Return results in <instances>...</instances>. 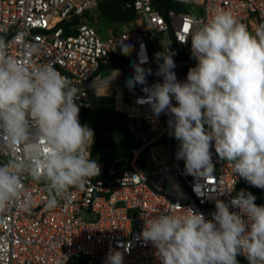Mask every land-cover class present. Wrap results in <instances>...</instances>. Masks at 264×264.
<instances>
[{
	"label": "built area",
	"instance_id": "1",
	"mask_svg": "<svg viewBox=\"0 0 264 264\" xmlns=\"http://www.w3.org/2000/svg\"><path fill=\"white\" fill-rule=\"evenodd\" d=\"M163 1L128 0L127 6L136 12L134 27L102 37L93 25L101 0H0V37L8 43V54L22 62L54 66L79 88L80 110L93 109L91 93L109 87L114 111L143 122L154 135L128 156L98 162L100 175L91 178L84 190L69 189V195L52 209L47 207L44 183L24 175L26 191L0 211V264H68L74 257L83 258L84 264H106L113 249L124 254L123 264H161L156 248L140 237L147 220L186 208L211 219L217 195L230 203L241 190L253 194L255 202L264 199V189L238 178L230 163L216 154L214 144L210 148L214 171L205 177L188 174L184 161L176 158L179 141L170 135L169 115L156 116L149 105L136 103L147 95L143 87L163 82L155 75V54L163 51L162 46L169 45L175 53L173 71L183 82L197 63L190 41L194 25L226 10L253 31L264 23V0H170L172 7L162 13ZM121 44L132 47L130 55L122 54ZM142 44L148 62L141 66L150 68L151 74L146 85L129 91L126 81L134 76L132 64L139 63ZM28 49L36 51L26 55ZM158 140L167 150L159 153L157 146L150 148L154 167L146 173L137 166L138 158ZM21 155L19 146L0 151V165ZM237 261L248 264L242 254Z\"/></svg>",
	"mask_w": 264,
	"mask_h": 264
},
{
	"label": "clouds",
	"instance_id": "2",
	"mask_svg": "<svg viewBox=\"0 0 264 264\" xmlns=\"http://www.w3.org/2000/svg\"><path fill=\"white\" fill-rule=\"evenodd\" d=\"M190 36L197 63L186 80H177L175 53L162 46L155 54V75L163 82L143 87L147 95L136 103L149 105L156 116L169 115L170 135L179 141L176 158L188 174L205 177L214 171V144L238 178L264 189V23L250 31L232 12L219 10L194 25ZM120 46L123 55L131 54L132 47ZM138 58L126 81L129 91L146 85L151 74L141 66L148 62L143 44ZM79 92L51 64L38 66L8 54L0 37V151L22 149L19 158L0 165V211L26 191V174L44 183L49 209L69 189L84 190L100 175L101 165L89 151L94 130L79 119ZM255 200L244 190L230 203L217 195L211 219L192 208L164 212L145 222L140 237L156 248L161 264H239L241 254L248 264H264V206ZM123 258L121 251L110 250L106 264H123Z\"/></svg>",
	"mask_w": 264,
	"mask_h": 264
},
{
	"label": "trees",
	"instance_id": "3",
	"mask_svg": "<svg viewBox=\"0 0 264 264\" xmlns=\"http://www.w3.org/2000/svg\"><path fill=\"white\" fill-rule=\"evenodd\" d=\"M128 0H101L97 7L96 19L97 23L102 26H113L116 24H126L135 21L136 12L133 7H128ZM172 5L170 0H164L160 11L165 13ZM92 21V19H90ZM100 33V32H99ZM101 34V33H100ZM113 68L118 69L116 65ZM79 119L86 125H92L95 133V139L92 147L90 148L91 157L97 162L102 160L96 159V153L99 149L112 148L121 150L124 156L131 154V151L143 145L135 140L134 134L129 128V118L121 113L115 112L111 109L96 110L87 109L80 110ZM108 132H115L120 135L117 142L109 141L107 144L102 143V140L96 134L104 135ZM264 193V191H263ZM255 203L264 205V199ZM68 264H84L83 258H71Z\"/></svg>",
	"mask_w": 264,
	"mask_h": 264
},
{
	"label": "rangeland",
	"instance_id": "4",
	"mask_svg": "<svg viewBox=\"0 0 264 264\" xmlns=\"http://www.w3.org/2000/svg\"><path fill=\"white\" fill-rule=\"evenodd\" d=\"M96 11H95V15H96ZM134 24L135 23L133 21V22L126 23V24H116L113 26H102L101 25L102 29H99L100 28L99 23H96L93 25L97 27V30L101 33L102 37H106L108 34H118L126 29H130L134 27ZM91 94H92L91 103L93 104L94 109L96 110L111 109L114 111L112 107L113 106L112 90L109 87L96 89ZM87 126L93 129L92 125L89 124ZM129 128L131 132L134 134L135 140L139 143H143V145L147 143L149 140H151L154 136L153 133L148 130L146 125L137 119L129 120ZM96 135H97L96 138L97 137L98 139L100 138L102 140V143L104 144L105 143L107 144L109 141L117 142L120 138V135L115 132H108L104 135H99L97 133ZM94 139H95V136H94ZM157 145H161L165 150H167L166 144L163 141L158 140L153 145L147 146L138 158L137 166L146 173H149L154 167L153 163L151 162L149 158V154H148L149 150L152 146H157ZM172 150L173 152H175L174 144H172ZM123 156H124L123 151L115 150L112 148L99 149L97 150V153H96V159L102 160V161H109L111 159L120 158Z\"/></svg>",
	"mask_w": 264,
	"mask_h": 264
},
{
	"label": "crops",
	"instance_id": "5",
	"mask_svg": "<svg viewBox=\"0 0 264 264\" xmlns=\"http://www.w3.org/2000/svg\"><path fill=\"white\" fill-rule=\"evenodd\" d=\"M109 35V34H108ZM162 149H163V147L161 146V145H157V151L159 152V153H162Z\"/></svg>",
	"mask_w": 264,
	"mask_h": 264
},
{
	"label": "water",
	"instance_id": "6",
	"mask_svg": "<svg viewBox=\"0 0 264 264\" xmlns=\"http://www.w3.org/2000/svg\"><path fill=\"white\" fill-rule=\"evenodd\" d=\"M155 1H157V0H155Z\"/></svg>",
	"mask_w": 264,
	"mask_h": 264
}]
</instances>
